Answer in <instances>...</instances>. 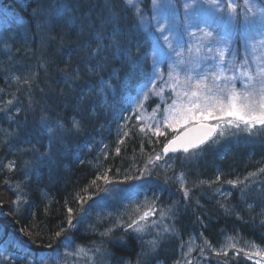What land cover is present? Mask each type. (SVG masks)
<instances>
[{
	"label": "trees",
	"instance_id": "obj_1",
	"mask_svg": "<svg viewBox=\"0 0 264 264\" xmlns=\"http://www.w3.org/2000/svg\"><path fill=\"white\" fill-rule=\"evenodd\" d=\"M150 13L151 0H0V264H264V130L212 123L208 144L164 158L174 134L129 117L159 42L140 26ZM231 19L222 67L244 78L261 33L247 7ZM138 183L173 233L161 257L146 250L156 233L93 219L90 203Z\"/></svg>",
	"mask_w": 264,
	"mask_h": 264
},
{
	"label": "rangeland",
	"instance_id": "obj_2",
	"mask_svg": "<svg viewBox=\"0 0 264 264\" xmlns=\"http://www.w3.org/2000/svg\"><path fill=\"white\" fill-rule=\"evenodd\" d=\"M139 1L134 0V6H132L136 11L139 10ZM231 2L236 5V8L240 5L249 8L252 21L257 23L260 33L264 32V20L260 15L264 6H259V8L256 0H249L247 6L245 0H231ZM224 4L226 7H223ZM227 4L228 0H218V7L213 9L208 0H181L182 9L177 11L173 0H155V2L151 0L150 16L146 18L148 15L144 14L141 17L140 26L145 32H153L155 40L158 39L159 42H156L152 51L151 79L146 85L139 88L132 101L129 117L138 131L153 136H165L183 130L185 127L175 130L166 127L165 118L169 115V107L173 105V102L179 104L183 100L186 103L187 97L183 96V93L197 90L196 85L200 81L212 87L214 92L220 88L224 89L226 94L233 87L238 91L245 90V85L248 84L247 79L245 77L234 81L227 79L233 76L226 71L225 67H222L224 61L221 62L218 55L220 50H223L225 54L229 51L233 39L232 19L229 18ZM186 5H188L187 8ZM221 8L222 10H220ZM219 13H223L224 17ZM209 31L212 33L210 38L205 36V33ZM164 36L168 37L167 41L163 39ZM261 40H264V36L260 34L259 38L245 45L251 56V75L253 76H255L258 67H264V43H261ZM18 66L21 67V65ZM17 79V77L13 78L14 81ZM176 82H178V90L173 87ZM253 83L259 87L258 82L253 81ZM177 93L180 95L178 96ZM227 119L232 118L226 117L225 120ZM216 122L223 124L222 128L228 124L227 122L223 123L224 121H207V123ZM241 125L244 124L241 123ZM157 129L164 135H156ZM148 164L143 168L142 173ZM140 184L125 189L119 194L116 197V200H119L118 205L112 204V196H108L103 203L92 202L89 206L95 213L93 219H97L100 215L98 217L102 219L100 221L106 220L105 222L109 224L106 226L107 229L116 226L119 229H124V233L132 231L136 235L137 232L138 238H146L156 233L152 242L146 245L148 248L146 250L148 255L151 253V255L155 254L161 257L166 249L172 247L173 233L169 226L160 228V224L156 225L157 221L150 218V214L153 215V211L156 212L155 202L149 201L145 187L143 185L138 187ZM178 184L182 185L183 183L178 182ZM108 195L111 194L108 193ZM215 195H218L216 198H219L224 194L220 189ZM123 197H128V201L123 200ZM125 201L127 203H122ZM146 212L149 215L145 220H141L140 217ZM103 215L107 218H104ZM159 216H165L163 210L160 211ZM134 222L141 224V231L134 230L138 226ZM130 224H133V228H129ZM147 225L150 228H155L147 229ZM97 226L99 225L97 224ZM182 243L185 248L188 247L187 242ZM186 253L189 254L190 251L188 250Z\"/></svg>",
	"mask_w": 264,
	"mask_h": 264
},
{
	"label": "snow or ice",
	"instance_id": "obj_3",
	"mask_svg": "<svg viewBox=\"0 0 264 264\" xmlns=\"http://www.w3.org/2000/svg\"><path fill=\"white\" fill-rule=\"evenodd\" d=\"M126 3L129 6H134V0H126ZM208 3L213 9L218 7V0H208ZM248 3L249 0H245L246 6ZM185 7L187 8L188 5ZM227 9L231 19L236 11V5L228 0ZM260 15L264 20V9L261 10ZM261 35L264 36V32ZM205 36L210 38L212 33L206 32ZM163 39L167 41L168 37L164 36ZM261 43H264V40H261ZM218 55L220 61L223 62L224 51L220 50ZM243 76L248 81L244 91H238L233 87L226 94L224 89L220 88L214 92L212 87L200 81L196 85L197 90L183 93V96L187 97L186 103L183 100L179 104L173 102V105L169 107V115L165 118V125L173 130L180 127H185L186 130L169 140L164 147V152H174L178 147L182 148L184 152H188L190 149L203 145L216 133L219 127L218 124L210 125L207 123L209 120L225 121L226 117H231L232 119L226 120L230 126L239 128L242 123L249 132L257 126L264 130V67H258L255 76L247 71L243 73ZM227 79L234 81L236 77H228ZM253 81L258 82L259 87H256V83ZM177 95L180 94L177 93ZM74 126L78 127L77 124ZM155 134L164 135L159 129L156 130ZM228 183L234 182L228 181ZM72 211L71 208L68 209L70 214ZM148 215L149 213L146 212L140 219L145 220ZM68 223L69 225L72 224L71 219ZM134 224H138V222H134ZM129 228H133V224H130ZM134 230L141 231L142 227H136ZM59 235L60 233H57V236ZM259 254L257 253V255Z\"/></svg>",
	"mask_w": 264,
	"mask_h": 264
},
{
	"label": "water",
	"instance_id": "obj_4",
	"mask_svg": "<svg viewBox=\"0 0 264 264\" xmlns=\"http://www.w3.org/2000/svg\"><path fill=\"white\" fill-rule=\"evenodd\" d=\"M185 130H186V129L182 130V131L179 132V133H182V132H184ZM179 133H178V134H179ZM178 134H177V135H178ZM213 136H214V135H213ZM213 136H212V137H213ZM212 137H211V138H212ZM211 138H210V139H211ZM206 142H207V141H206ZM206 142H205V143H206ZM205 143H204V144H205ZM200 146H202V145H200ZM193 149H194V148H193ZM190 150H192V149H190ZM190 150H189V151H190ZM189 151H188V152H189ZM182 153H186V152H184L183 149L180 148V147H178L177 150L174 151V152H173V151H169V152L165 153V152H164V148H163V150H162V154H163L164 156H169V155H172V154H182Z\"/></svg>",
	"mask_w": 264,
	"mask_h": 264
},
{
	"label": "bare ground",
	"instance_id": "obj_5",
	"mask_svg": "<svg viewBox=\"0 0 264 264\" xmlns=\"http://www.w3.org/2000/svg\"><path fill=\"white\" fill-rule=\"evenodd\" d=\"M236 185V184H235Z\"/></svg>",
	"mask_w": 264,
	"mask_h": 264
}]
</instances>
